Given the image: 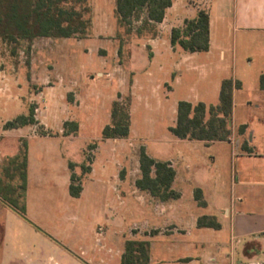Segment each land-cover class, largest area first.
Instances as JSON below:
<instances>
[{"label":"crops","instance_id":"crops-1","mask_svg":"<svg viewBox=\"0 0 264 264\" xmlns=\"http://www.w3.org/2000/svg\"><path fill=\"white\" fill-rule=\"evenodd\" d=\"M186 1L172 0L163 20L157 23V34L133 42L150 47V53L143 52L146 63L139 70L151 79L147 91L148 98L156 102L155 109H162L175 89L167 81L169 76L179 85L188 82L193 92L192 96L170 104L175 120L165 126L167 133L156 139L155 150L145 149L153 159L171 163L175 170L171 188L179 197L161 201L139 190L135 186L139 170L134 175L127 170L122 176L134 130L131 114L126 138L102 139L101 130L109 121L99 125L98 137L77 146L75 140L80 138L82 129L78 121V130L70 134L63 133L62 124L51 135L26 131L29 125L3 129L0 170L5 160L18 154L20 142L25 141L27 183L25 218L0 202V264H121L127 239L149 241L150 264H264V138H257L264 136V89L259 87V76L264 74V0H208L205 10L209 16V49L202 52H188L170 43L171 29L203 9L199 5L188 6ZM180 2L184 15L178 13ZM89 3L93 16L91 0ZM114 14L115 33L119 27L115 7ZM102 27L92 20L84 38H72L80 43L77 48L83 55L96 52L104 65L106 58L99 53L104 46L92 50L81 43L89 38L106 40L110 33L101 31ZM231 31L233 45L224 36ZM162 33L166 34L165 39H160ZM107 40L117 56L120 38ZM241 42H257L263 59L257 77L258 90L251 98L239 96L244 89L243 77L235 76L236 51ZM130 60L131 90L138 86L133 53ZM153 63L165 75L161 84L153 85ZM229 68L233 70L231 77L227 75ZM214 70L220 71L219 77H213ZM226 78L240 82V87L233 90L231 138L203 141L173 135L169 128L176 122L178 101L216 105L221 82ZM80 89L87 92L88 86ZM118 93L123 96V91H116V96H110L111 103ZM213 96H218L215 104L211 103ZM146 105L151 107L149 101ZM253 119L258 123L256 128ZM239 125H246L241 135L235 131ZM7 138L9 144L5 143ZM95 140L97 144L89 161L85 148ZM242 144L252 152L242 149ZM134 158L138 161L137 155ZM83 165L89 166V170L83 172ZM71 173L79 177L81 192L77 197L69 193ZM197 188L205 200L204 206L194 197ZM121 205L127 211L143 214L142 225L134 223L121 232L118 229ZM202 215L214 216L219 227L197 226ZM99 227L102 234L98 233ZM151 230L158 232L151 234ZM24 231L33 236L28 251L24 249ZM160 253L169 257L164 259Z\"/></svg>","mask_w":264,"mask_h":264},{"label":"rangeland","instance_id":"rangeland-1","mask_svg":"<svg viewBox=\"0 0 264 264\" xmlns=\"http://www.w3.org/2000/svg\"><path fill=\"white\" fill-rule=\"evenodd\" d=\"M207 2L208 0H187L185 4L193 7L199 5L200 8L206 9ZM91 3L94 8L92 20L96 26L102 27L107 24L100 29L110 33L106 36V40L119 37L121 42V52L117 53V56L109 40L89 38L81 42L87 44L92 50L98 46H104V49L99 51L106 58L104 65L100 63L98 56L100 54L97 55L96 52L88 53V56L83 55L77 48V44L80 43H76L72 37H39L31 42L20 41L16 44H7L0 39V134L3 132L5 121L19 114H27L29 106L34 104L37 123L27 126L26 131H34L38 134L46 131L51 135L64 120L73 119L82 124L80 138L75 140V146H77L87 139L98 137L99 125L110 121V96L121 90L123 97L128 96L131 99L130 114L134 129L130 135L131 145L125 153L127 159L125 167L122 169V176L127 170L131 175H134L139 170L138 161L134 158L135 155L138 156L139 147L144 146L149 151L156 149V139L166 134L165 126L171 125L175 120V113H172L170 104H173L177 99L188 97L187 95L192 96L193 92L189 89L188 82L185 81L179 85L169 76L167 81L175 89L169 95V100L164 101V107L155 109L156 102L148 98L149 91H147L152 85L151 79L149 80L146 72L139 70L146 63L144 53H150V47L133 44L137 38L143 41L140 38H145V36H137L132 30L128 32L126 29L128 27L119 23L117 32L114 33L115 0H91ZM183 10L180 2L178 13L184 15ZM138 23L133 19L131 27L137 26ZM224 36L233 45L234 33L231 31L229 35L225 33ZM165 37V33L160 34V39H165ZM132 53L136 59L133 62V67L137 68L135 78L138 81V86H134L130 90L132 81L130 56ZM236 54L235 76L243 77L244 84V89L239 93V96L251 98L257 93V77L263 66L260 48L257 42L253 44L241 42L237 46ZM151 67L154 70L153 85L161 84L165 78L164 73L157 71L156 63H153ZM232 71L231 68L227 71L229 77L233 75ZM96 72L99 73L96 74ZM219 74L220 71L214 70L213 77L217 78ZM89 77L95 79L91 80ZM139 85H142L143 89H140ZM83 86H88L87 92L80 89ZM147 101L151 103L150 108L146 105ZM211 101L213 104L217 103L218 96H213ZM96 118L98 119L96 120ZM252 122L255 128L258 127L257 121L253 119ZM237 128L235 127L236 132ZM169 136L172 134L169 133ZM258 137L264 138L260 135ZM11 138L13 139V136ZM24 142L21 141L19 145L22 149ZM5 143L9 144V138ZM96 144V140L91 141L85 148L89 161ZM11 158L9 157L4 162L8 172L2 168L0 176L3 184L16 186L19 183L17 174L13 177L9 176L15 174L13 165L9 163ZM119 211L121 220L119 219L118 229L121 232L127 231L134 223L142 225L143 214L127 211L124 205L119 207ZM22 239L25 240L24 249L28 251V248H31L30 241H33V236L24 231ZM159 255L164 259L169 257L163 253Z\"/></svg>","mask_w":264,"mask_h":264},{"label":"trees","instance_id":"trees-1","mask_svg":"<svg viewBox=\"0 0 264 264\" xmlns=\"http://www.w3.org/2000/svg\"><path fill=\"white\" fill-rule=\"evenodd\" d=\"M172 0H115V13L118 23L133 31L137 36H155L157 23L164 18L166 9ZM133 19L139 22L131 27ZM92 23V9L89 0H0V39L7 44L20 41L31 42L39 37L84 38ZM170 43L188 52H202L209 49V16L205 9H199L193 18L184 19L181 26L173 27L170 32ZM121 52V46L118 53ZM240 87V82L232 78L223 79L219 90V102L216 105H205L203 102L192 104L186 100L177 103L176 122L169 128L171 133L181 139L203 141H227L232 136L231 115L233 90ZM259 87L264 89V74L259 76ZM125 98V99H123ZM130 98L120 93L111 103L110 122L101 130L102 139L126 138L130 131ZM35 106L31 104L27 114H19L7 120L3 129L19 128L37 123ZM208 115V116H207ZM63 133H75L78 130L76 120H64ZM246 125H239L237 134L241 135ZM42 135L49 134L44 131ZM241 148L252 152L245 144ZM17 155L9 163L13 165L19 183L16 186L3 184L0 176V202L15 210L25 218V191L27 183V146L24 142ZM89 159V158H88ZM5 165V164H4ZM2 168L8 172L7 166ZM140 176L135 186L151 196L165 201L179 197L171 188L175 170L169 161L153 159L140 146L138 152ZM72 168V164H69ZM83 172L89 166L83 165ZM3 170V171H4ZM8 174V173H7ZM6 174V175H7ZM8 176V175H7ZM69 193L77 197L81 192L79 177L70 175ZM198 204L205 205L200 189L194 190ZM197 226L218 228L214 216L202 215L197 219ZM151 230L150 233H157ZM121 264H150L149 241L127 239L121 255Z\"/></svg>","mask_w":264,"mask_h":264},{"label":"built area","instance_id":"built-area-1","mask_svg":"<svg viewBox=\"0 0 264 264\" xmlns=\"http://www.w3.org/2000/svg\"><path fill=\"white\" fill-rule=\"evenodd\" d=\"M98 233L102 234V228L101 227L98 228Z\"/></svg>","mask_w":264,"mask_h":264}]
</instances>
